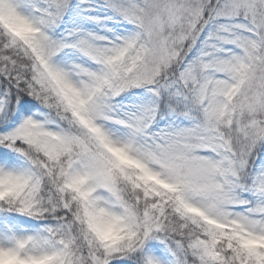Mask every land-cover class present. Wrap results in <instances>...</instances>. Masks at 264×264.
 I'll return each mask as SVG.
<instances>
[{
	"label": "snow or ice",
	"instance_id": "6c2138e0",
	"mask_svg": "<svg viewBox=\"0 0 264 264\" xmlns=\"http://www.w3.org/2000/svg\"><path fill=\"white\" fill-rule=\"evenodd\" d=\"M0 264H264V0H0Z\"/></svg>",
	"mask_w": 264,
	"mask_h": 264
}]
</instances>
